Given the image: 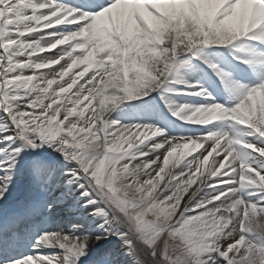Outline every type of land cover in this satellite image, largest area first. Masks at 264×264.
<instances>
[{
  "label": "snow or ice",
  "instance_id": "obj_1",
  "mask_svg": "<svg viewBox=\"0 0 264 264\" xmlns=\"http://www.w3.org/2000/svg\"><path fill=\"white\" fill-rule=\"evenodd\" d=\"M0 264H264V0H0Z\"/></svg>",
  "mask_w": 264,
  "mask_h": 264
},
{
  "label": "rangeland",
  "instance_id": "obj_2",
  "mask_svg": "<svg viewBox=\"0 0 264 264\" xmlns=\"http://www.w3.org/2000/svg\"><path fill=\"white\" fill-rule=\"evenodd\" d=\"M51 53L50 52H45V53H42L41 55H45V56H47V55H50ZM56 67H58V66H56ZM82 67V66H81ZM80 70V68H74L73 69V73H75V72H78ZM73 73H70L69 75L71 76ZM87 78V76H85V78L84 79H86ZM68 79V77H65V80H67ZM84 79H78V83H83L84 82ZM54 88L56 87L55 85L53 86ZM72 92H75V87L73 88V90H72ZM66 95H71V93H69V94H66ZM61 99H64V96L62 95V97H61ZM84 103H87L86 101L84 102ZM198 151V150H197ZM193 154H195V153H193ZM185 159L187 160V159H191V157L189 156V157H185ZM183 163V162H182Z\"/></svg>",
  "mask_w": 264,
  "mask_h": 264
},
{
  "label": "bare ground",
  "instance_id": "obj_3",
  "mask_svg": "<svg viewBox=\"0 0 264 264\" xmlns=\"http://www.w3.org/2000/svg\"><path fill=\"white\" fill-rule=\"evenodd\" d=\"M62 63H63V62H62ZM199 151H202V149H199L198 152H199ZM198 152H197L196 154H198Z\"/></svg>",
  "mask_w": 264,
  "mask_h": 264
}]
</instances>
